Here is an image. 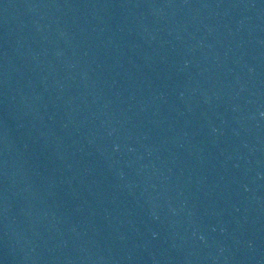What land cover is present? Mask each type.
I'll use <instances>...</instances> for the list:
<instances>
[{"label":"water","instance_id":"95a60500","mask_svg":"<svg viewBox=\"0 0 264 264\" xmlns=\"http://www.w3.org/2000/svg\"><path fill=\"white\" fill-rule=\"evenodd\" d=\"M0 264H264V0H0Z\"/></svg>","mask_w":264,"mask_h":264}]
</instances>
